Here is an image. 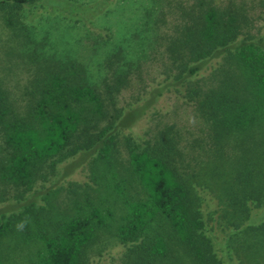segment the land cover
<instances>
[{
  "label": "trees",
  "instance_id": "obj_1",
  "mask_svg": "<svg viewBox=\"0 0 264 264\" xmlns=\"http://www.w3.org/2000/svg\"><path fill=\"white\" fill-rule=\"evenodd\" d=\"M34 1L0 0V10L13 24L17 9ZM179 16L178 33L169 37L177 70L174 80L155 87L149 99L136 106L117 108L113 99L106 124L97 133L90 132L82 146L73 145L70 152L91 147L101 162V175L110 180L108 172L116 176L112 159L119 129L133 124L169 85H179L213 58L226 56L232 67L223 68L217 84L201 91L202 95L198 88L193 92L198 93L199 109L211 123V138L224 144L229 139L234 141L230 167L212 183L214 169L221 164L210 163L200 189L192 175L176 165V143L169 135L162 144L144 146L129 139L128 163L137 193L123 197L116 236L127 248L128 264H153L170 258V262L180 264H226L217 251L224 254L225 247L230 250L237 239L246 242L247 256H257V261L248 264H264V35L257 40L240 37L241 13L213 0H196ZM106 113L101 92L77 74L47 70L24 113L14 111L0 88V180L28 189L47 160L70 154L64 149L75 134H86L92 120V127H98ZM223 155L219 152L220 157ZM80 163H73L72 168ZM226 173L233 175L234 182L223 178ZM117 182L112 188L120 193L123 189ZM213 185H218L217 203L203 195V189L212 190ZM110 189L107 182L104 190ZM221 193H227L231 207V218H224L228 220L214 217L212 211L217 209L205 210L206 205H216L228 216ZM18 197L0 209V239L41 240L42 247L31 264H88V246L105 223L100 203L91 200L84 208L76 204L73 213L56 216L48 225L42 222L33 229L29 215L36 196L25 195L24 201ZM218 228L228 229L226 243L217 239ZM234 246L236 254L244 247L242 243Z\"/></svg>",
  "mask_w": 264,
  "mask_h": 264
},
{
  "label": "rangeland",
  "instance_id": "obj_2",
  "mask_svg": "<svg viewBox=\"0 0 264 264\" xmlns=\"http://www.w3.org/2000/svg\"><path fill=\"white\" fill-rule=\"evenodd\" d=\"M195 1L35 0L17 9L13 24L7 22L5 13L0 10V88L17 113L26 112L47 70H58L73 76L77 74L101 92L107 113L99 122V128L92 127V120L86 134L80 131L75 134L64 149L65 153H69L72 147L82 146L90 132L97 133L106 124L113 99L117 108L136 106L145 98L149 99L155 87L174 80L177 70L172 61L169 37L178 33L182 9ZM213 2L241 13L240 37L257 40L264 35V0ZM228 61L226 56L213 58L198 74L179 85H169L133 124L119 129L112 159V170L116 176L112 177L108 172L110 180L101 175V162L97 160L96 151L85 147L47 160L36 171L28 189L24 190L22 186L16 188L0 180V209L16 202L18 196L19 201H24L25 195L35 194V205L29 215L34 229L42 222L48 225L50 219L56 216L73 213L76 204L84 208L91 200L100 203L105 223L88 246L87 262L128 264L127 248L116 236V219L124 205L123 197L137 193L126 143L130 139L143 146L162 144L165 135H169L176 143L175 163L179 169H185L187 174L192 175L194 185L201 189L199 183L205 178L204 171L210 163L214 166H217L215 163L221 164L215 167L214 177L211 178L212 183H216L218 175L230 167L234 141L229 139L224 144L211 138V123L199 109V96L193 90L198 88L202 95L201 91L217 84L223 76V68L232 67ZM117 76H121V83L115 92ZM2 145L0 133V158ZM219 152L224 153L223 157L219 156ZM78 161L81 163L72 168L73 163ZM223 178L234 182L231 173H226ZM199 179L201 181H197ZM107 182L111 186L108 192L104 190ZM116 182L123 189L120 193L112 188ZM217 187L203 189L207 201L218 202ZM102 196L106 199L103 200ZM221 199L228 216H224V211L216 205H206L205 210L217 209L212 211V215L219 216L218 220H228L224 218H231L232 212L227 193H221ZM214 225L219 226L215 222ZM228 233V229L218 228L217 239L226 243ZM242 240L237 239L234 243L244 246L237 254L233 251L234 245L230 250L226 246L224 254L217 251L226 264L257 261V256L246 255V242ZM40 247L42 241L38 238L3 237L0 239L2 263L31 264ZM170 259L153 264H180L170 262Z\"/></svg>",
  "mask_w": 264,
  "mask_h": 264
}]
</instances>
